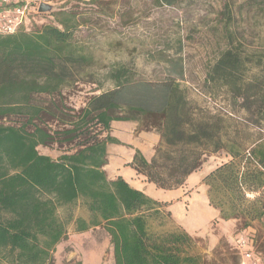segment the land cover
I'll use <instances>...</instances> for the list:
<instances>
[{
	"label": "trees",
	"instance_id": "trees-1",
	"mask_svg": "<svg viewBox=\"0 0 264 264\" xmlns=\"http://www.w3.org/2000/svg\"><path fill=\"white\" fill-rule=\"evenodd\" d=\"M90 2L109 10L114 3ZM81 15L64 4L52 13V23L0 34V264H54L55 249L68 238L71 223L77 232L102 226L115 264H199L187 252L193 238L184 229L151 230V220L162 216L167 203L122 176L108 178V143H121L110 135L112 121H135L139 130L160 134L151 159L136 149L130 163L158 188L182 187L211 159L208 153L225 152L226 159L203 182L220 218L241 219L243 227L264 217V135L252 138L246 123L198 105L182 84L185 66L179 55L165 56L166 76L155 82L135 78L124 64L116 66L110 72L112 88L91 96L78 112L66 113L63 90L85 80L94 65L77 35L84 25ZM228 33L231 43L209 65L206 84L216 93L225 89L260 125L264 55H244ZM252 66L258 71L249 76ZM41 95L60 99L40 105ZM52 116L66 123L60 132L49 129ZM63 141L73 143L74 150L56 159L39 151ZM247 192L259 195L249 198ZM79 203L88 219L75 217Z\"/></svg>",
	"mask_w": 264,
	"mask_h": 264
},
{
	"label": "rangeland",
	"instance_id": "rangeland-1",
	"mask_svg": "<svg viewBox=\"0 0 264 264\" xmlns=\"http://www.w3.org/2000/svg\"><path fill=\"white\" fill-rule=\"evenodd\" d=\"M25 1L33 8L26 25L28 30L52 23V13L64 4L82 13L84 25L77 35L93 55L94 65L88 69L91 75L85 80L63 90L66 113L78 112L91 96L112 88L114 82L110 72L116 66L124 64L135 78L155 82L166 76L165 56L179 55L185 66L182 84L198 105L246 123V134L252 138L264 135V121L254 124L250 121L251 114L242 109L240 102L232 101L225 89H217L216 93L214 87L206 84L209 65L231 43L229 31L244 55H264V0H174L172 4L159 0H113L110 10L90 0ZM42 3L50 4L52 9L39 13ZM257 71L258 68L252 66L249 76ZM58 99L41 95L36 101L52 106ZM65 124L56 116L47 118V125L54 132H60ZM38 148L56 159L73 151L75 146L63 141ZM225 154L222 151L208 153L206 158H211V164L209 162L204 171L225 160ZM116 167H122L119 172L132 187L167 203L171 215H167L166 206L162 207V216L151 220V230L166 233L183 228L193 238L187 252L198 257L199 264H239L237 242L242 235H249L264 253V217L247 227H243L241 219L220 218L219 211L209 204L207 188L202 181L204 171L189 175L188 186L192 189L185 193L182 189L158 188L137 176L131 178L136 173L129 165L123 167L117 162ZM74 213L75 217H89L80 203ZM53 255L54 264H115L110 236L102 226L77 232L71 223L68 238L57 245Z\"/></svg>",
	"mask_w": 264,
	"mask_h": 264
},
{
	"label": "crops",
	"instance_id": "crops-1",
	"mask_svg": "<svg viewBox=\"0 0 264 264\" xmlns=\"http://www.w3.org/2000/svg\"><path fill=\"white\" fill-rule=\"evenodd\" d=\"M110 135L117 138L121 143H108V164L104 167L107 172L108 178L116 179L117 177L122 176L128 182L123 174L119 172L122 167H116V163L119 162V165L121 164V166L123 165V167L129 165V167L136 173L131 178H136L137 176V178H141L142 180L146 181L147 178L144 175L138 173L135 168L130 166V163L133 161L136 149L142 151L146 158L151 159L155 154L156 147L161 140L160 134L157 131L139 130L138 122L135 121H112ZM209 162L211 164V160H208V162L204 164L203 168L197 172L204 171V168L206 167V165H209ZM215 167L216 166L212 167L211 169L208 168L209 170L206 169L203 172L202 181L207 174L215 169ZM206 188L208 191L207 186ZM177 189H182L185 193L189 192L192 188L188 186V178L186 180V183L182 187ZM166 208L168 211H170L167 205Z\"/></svg>",
	"mask_w": 264,
	"mask_h": 264
},
{
	"label": "built area",
	"instance_id": "built-area-1",
	"mask_svg": "<svg viewBox=\"0 0 264 264\" xmlns=\"http://www.w3.org/2000/svg\"><path fill=\"white\" fill-rule=\"evenodd\" d=\"M33 13L32 4L25 0H0V34H14L26 29L29 16ZM259 194L247 192L249 198ZM264 200V193H263ZM237 249L239 264H264V253L260 251L249 235H242Z\"/></svg>",
	"mask_w": 264,
	"mask_h": 264
},
{
	"label": "water",
	"instance_id": "water-1",
	"mask_svg": "<svg viewBox=\"0 0 264 264\" xmlns=\"http://www.w3.org/2000/svg\"><path fill=\"white\" fill-rule=\"evenodd\" d=\"M51 9H52V6L50 4H48V3H42L39 6L38 12L39 13H44V12L50 11Z\"/></svg>",
	"mask_w": 264,
	"mask_h": 264
}]
</instances>
